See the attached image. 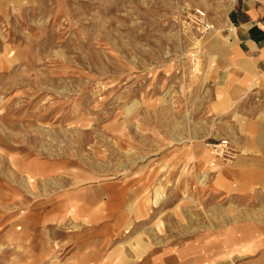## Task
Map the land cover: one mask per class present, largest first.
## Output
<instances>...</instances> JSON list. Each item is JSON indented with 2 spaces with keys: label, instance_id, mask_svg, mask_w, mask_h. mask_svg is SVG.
<instances>
[{
  "label": "rangeland",
  "instance_id": "obj_1",
  "mask_svg": "<svg viewBox=\"0 0 264 264\" xmlns=\"http://www.w3.org/2000/svg\"><path fill=\"white\" fill-rule=\"evenodd\" d=\"M224 8L0 0V197L66 193L68 253L114 244L133 261L220 244L226 264L263 253L264 145L249 137L264 123L244 131L213 80Z\"/></svg>",
  "mask_w": 264,
  "mask_h": 264
},
{
  "label": "crops",
  "instance_id": "obj_2",
  "mask_svg": "<svg viewBox=\"0 0 264 264\" xmlns=\"http://www.w3.org/2000/svg\"><path fill=\"white\" fill-rule=\"evenodd\" d=\"M224 1L231 31L219 42L213 80L222 97L224 94L220 105L225 100V107L239 108V114L245 117L240 122L242 129L257 130L256 125L264 123V0ZM249 139L264 145V134ZM4 192L5 196L0 197V264H226L227 251L220 244H203L197 251L192 244L186 248L174 244L152 258L133 261L114 244L98 245L90 251L76 245L68 253L63 227L67 219L66 193L36 200L29 197L25 187H11ZM98 232L114 236V231ZM238 264H264V252Z\"/></svg>",
  "mask_w": 264,
  "mask_h": 264
}]
</instances>
